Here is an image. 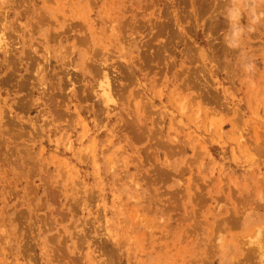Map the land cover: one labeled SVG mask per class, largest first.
Instances as JSON below:
<instances>
[{"label": "rangeland", "instance_id": "obj_1", "mask_svg": "<svg viewBox=\"0 0 264 264\" xmlns=\"http://www.w3.org/2000/svg\"><path fill=\"white\" fill-rule=\"evenodd\" d=\"M233 258L264 264V0H0V264Z\"/></svg>", "mask_w": 264, "mask_h": 264}, {"label": "bare ground", "instance_id": "obj_2", "mask_svg": "<svg viewBox=\"0 0 264 264\" xmlns=\"http://www.w3.org/2000/svg\"><path fill=\"white\" fill-rule=\"evenodd\" d=\"M256 231H258V229H257ZM252 238H254V237H251V236H250V240H249L248 244H251V243H252V241H251ZM219 241H220L219 246L221 247V246H222V239L219 240ZM246 241H247V240H246ZM246 241L244 240V241H241V242L244 243V244H247ZM244 244L240 245L239 248H236V249H237V250H240V251L243 250V249H246V250H247L246 245H244ZM222 248H224V247H222ZM240 256H241V255H240ZM236 258H237V257H236ZM236 258H233V260L236 259ZM238 260H239V258H237L236 262H238ZM230 261H231V259H230ZM236 262H235V260H234V261H232V262H230V263H231V264H236ZM228 263H229V262H228Z\"/></svg>", "mask_w": 264, "mask_h": 264}]
</instances>
